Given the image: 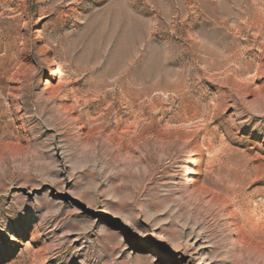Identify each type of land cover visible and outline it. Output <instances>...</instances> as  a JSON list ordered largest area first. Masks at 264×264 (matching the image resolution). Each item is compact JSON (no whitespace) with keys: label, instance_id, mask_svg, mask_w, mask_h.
Instances as JSON below:
<instances>
[{"label":"rangeland","instance_id":"obj_1","mask_svg":"<svg viewBox=\"0 0 264 264\" xmlns=\"http://www.w3.org/2000/svg\"><path fill=\"white\" fill-rule=\"evenodd\" d=\"M0 264H264V0H0Z\"/></svg>","mask_w":264,"mask_h":264},{"label":"bare ground","instance_id":"obj_2","mask_svg":"<svg viewBox=\"0 0 264 264\" xmlns=\"http://www.w3.org/2000/svg\"><path fill=\"white\" fill-rule=\"evenodd\" d=\"M139 131V130H138ZM139 135V134H138ZM136 136V135H135ZM136 138V137H135ZM132 139H133V137H132ZM139 140V139H138Z\"/></svg>","mask_w":264,"mask_h":264}]
</instances>
